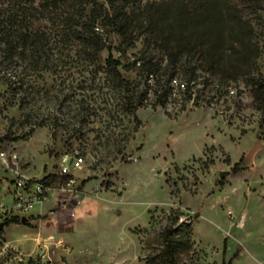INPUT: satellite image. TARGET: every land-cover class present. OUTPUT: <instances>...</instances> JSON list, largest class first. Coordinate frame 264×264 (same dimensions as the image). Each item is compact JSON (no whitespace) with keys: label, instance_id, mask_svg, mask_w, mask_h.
Listing matches in <instances>:
<instances>
[{"label":"rangeland","instance_id":"rangeland-1","mask_svg":"<svg viewBox=\"0 0 264 264\" xmlns=\"http://www.w3.org/2000/svg\"><path fill=\"white\" fill-rule=\"evenodd\" d=\"M259 1L244 12L264 76ZM32 29L45 34L39 70L19 58L10 68L0 49V151L16 153L31 181L56 175L65 155L84 164L73 185H56L24 213L12 206L15 175L0 161V264H147L169 214L190 220L198 211L182 264H264V132L246 76L202 72L196 102L175 87L166 107L151 94L134 111L106 61L112 55L126 81L143 85L136 63L162 59L145 36L129 47L114 27L97 26L106 48L90 55L56 23ZM14 217L31 227L6 225Z\"/></svg>","mask_w":264,"mask_h":264},{"label":"trees","instance_id":"trees-1","mask_svg":"<svg viewBox=\"0 0 264 264\" xmlns=\"http://www.w3.org/2000/svg\"><path fill=\"white\" fill-rule=\"evenodd\" d=\"M89 5L93 6L90 11ZM245 5L257 8L262 2L0 0V49L10 68L19 58L39 70L43 62L37 53L45 34L33 30L32 24L41 20L58 24L69 40L78 42L90 55L99 54L106 48L103 35L96 31L97 26L114 27L129 47L134 46L139 36H145L149 47L152 46L162 59L145 58L140 66L145 76L143 85L126 81L119 71L121 62L112 55L106 61L117 84L135 99V105H131L134 111L142 107L147 100L145 97L151 94L156 105L166 107L175 87L184 91L186 103L196 102L194 88L202 72L228 77L229 80L245 75L255 106L261 113L259 129L264 132V76L257 67L259 49L253 41L254 27L244 12ZM135 31L139 35L134 36ZM151 76L152 84L149 83ZM180 76L182 80L178 79ZM175 81L178 85L174 84ZM243 165L244 157L233 170L238 171ZM48 179L45 177L31 183ZM199 216L198 211L192 219L183 220L178 213L171 212L159 233L157 247L147 257V264H182L180 255L191 247V223ZM29 220L24 225L30 226ZM11 222L21 224L22 218L8 219L6 225ZM29 263H33L32 259Z\"/></svg>","mask_w":264,"mask_h":264},{"label":"built area","instance_id":"built-area-1","mask_svg":"<svg viewBox=\"0 0 264 264\" xmlns=\"http://www.w3.org/2000/svg\"><path fill=\"white\" fill-rule=\"evenodd\" d=\"M140 66L141 63L138 62L137 67ZM149 83H153L152 78H150ZM174 84L178 85L176 81ZM0 161L7 171L15 175L12 206L24 213L32 211L35 205L44 204L48 200L49 195L54 193L56 185H59V187H62V184L66 186L73 185L76 173L82 169L84 164V159L79 154L73 156L65 155L61 158L58 173L53 175L56 178L52 177L47 181L31 183V180L23 179L24 176L19 170L21 159L16 153L0 151Z\"/></svg>","mask_w":264,"mask_h":264},{"label":"water","instance_id":"water-1","mask_svg":"<svg viewBox=\"0 0 264 264\" xmlns=\"http://www.w3.org/2000/svg\"><path fill=\"white\" fill-rule=\"evenodd\" d=\"M228 174H229L228 172H221L220 173V178L221 179H224ZM26 221H27V219L26 218H23L22 219V224H25ZM4 227H5V224L4 223H0V231L3 230Z\"/></svg>","mask_w":264,"mask_h":264},{"label":"bare ground","instance_id":"bare-ground-1","mask_svg":"<svg viewBox=\"0 0 264 264\" xmlns=\"http://www.w3.org/2000/svg\"><path fill=\"white\" fill-rule=\"evenodd\" d=\"M151 78H152V76H151Z\"/></svg>","mask_w":264,"mask_h":264}]
</instances>
